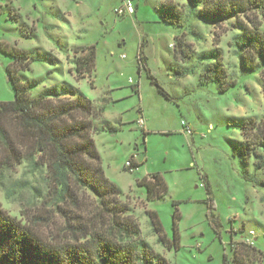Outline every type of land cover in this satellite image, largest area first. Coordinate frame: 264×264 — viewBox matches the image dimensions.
Wrapping results in <instances>:
<instances>
[{
  "label": "rangeland",
  "instance_id": "374dc122",
  "mask_svg": "<svg viewBox=\"0 0 264 264\" xmlns=\"http://www.w3.org/2000/svg\"><path fill=\"white\" fill-rule=\"evenodd\" d=\"M166 1L132 0L134 13L118 15L122 0H0L6 9H0V43L53 59L37 58L14 73L31 97L54 86L62 93L67 90L62 84L69 82L96 101V108L105 105L95 124L107 120L118 130L91 133L104 175L121 189L119 198L129 204L140 237L170 264H224L225 255L233 264L228 217L255 231L257 253L245 264H264V167L255 169L251 154L242 162L239 151L245 146L240 125L263 112L261 76L236 51L234 38L241 29L232 25L234 16L214 25L197 19L187 0H170L181 14L180 27H174L158 17ZM179 37L181 47L175 45ZM91 47L94 70L77 73L76 64ZM13 62L0 50V101L13 99L9 77L14 74L7 71ZM213 64L223 68L221 81L202 84L204 68ZM147 69L169 98L151 83ZM139 118L143 128L136 123ZM182 120L191 134L183 132ZM1 123L13 133L10 117ZM257 150L264 155V149ZM129 160L136 166L132 171L124 167ZM152 175L162 178L166 192L147 200L139 183L150 182ZM77 193L86 208L98 205L92 192ZM52 196L43 168L24 161L0 174V206L16 219L53 210L59 224ZM147 210L156 211L170 243L177 235V248L158 241ZM239 241L233 234L232 242Z\"/></svg>",
  "mask_w": 264,
  "mask_h": 264
},
{
  "label": "trees",
  "instance_id": "16d2710c",
  "mask_svg": "<svg viewBox=\"0 0 264 264\" xmlns=\"http://www.w3.org/2000/svg\"><path fill=\"white\" fill-rule=\"evenodd\" d=\"M187 1L197 19L214 25L234 16L232 25L241 29L234 38L236 51L243 64L258 71L261 76L264 99V0ZM180 15L179 9L170 0L164 2L158 11L159 20L174 27H180ZM175 39V45L181 47V37ZM81 47L86 48L85 45ZM93 48L76 64L77 73L93 68ZM0 50L14 59L7 69L8 74L28 69L37 58L53 60L40 56L38 52L35 56L4 42L0 43ZM218 55L216 50V58ZM219 65L204 68L200 79L202 84L221 81L223 68ZM147 72L151 83L169 98L148 69ZM9 80L14 90L13 99L0 101V174L24 161L34 169H45L54 194L52 205L62 220L56 224L53 210H48L46 214H30L22 221L0 206V264H170L140 237L138 223L129 214V204L119 198L121 189L104 175L101 157L91 133L112 134L118 130L107 120L100 125L95 124L94 118L105 110V105L96 108V101L84 96L69 82L62 84L67 88L62 93L57 92L54 86L34 98L18 75L10 76ZM6 116L13 124L12 134L1 123ZM239 129L245 142L244 148H239L242 162L251 154L256 159L255 169H262L264 155L257 149H264V106L259 118L244 120ZM139 184L145 186L147 200L159 198L166 192V185L159 175H152L150 182ZM34 190L39 194L37 188L34 187ZM81 190L92 192L98 199V205L86 208L77 193ZM15 191L11 190L12 193ZM213 208L214 204L210 201V213ZM146 214L158 241L167 248H177V235L170 243L156 211L147 210ZM173 216L179 215L174 212ZM211 223L214 229H218L219 223L213 215ZM227 236L233 264H245L246 257L257 253L256 241L252 246L243 241L235 244L232 242L233 235ZM223 263L229 264L226 255L223 256Z\"/></svg>",
  "mask_w": 264,
  "mask_h": 264
},
{
  "label": "built area",
  "instance_id": "2783aa9c",
  "mask_svg": "<svg viewBox=\"0 0 264 264\" xmlns=\"http://www.w3.org/2000/svg\"><path fill=\"white\" fill-rule=\"evenodd\" d=\"M115 13L118 15H124V14H133L134 13V5L132 0H122V5L115 9ZM138 127L143 128L144 121L142 118L137 119L136 121ZM182 128L183 132L186 134L192 133V127L188 124H186L182 120ZM128 171H132L136 166L131 160L127 161L124 166ZM228 223L229 224V230H227V233L230 235L235 234L239 237L240 241H243L247 245H254L256 240V234L255 231L252 229L244 230L243 225H237L232 222L231 217H228Z\"/></svg>",
  "mask_w": 264,
  "mask_h": 264
},
{
  "label": "crops",
  "instance_id": "0c3cea01",
  "mask_svg": "<svg viewBox=\"0 0 264 264\" xmlns=\"http://www.w3.org/2000/svg\"><path fill=\"white\" fill-rule=\"evenodd\" d=\"M5 7H7V4L5 5ZM0 9H3V10H1V12H3L4 10H6L2 4H0ZM11 9H13V8H11ZM70 46L72 47V46H76V45H70ZM61 50H62V49H61ZM25 51H28V50H25ZM57 59H58V58H57ZM104 97H105V96H102V97H100V99H104ZM104 112H105V111H104Z\"/></svg>",
  "mask_w": 264,
  "mask_h": 264
}]
</instances>
